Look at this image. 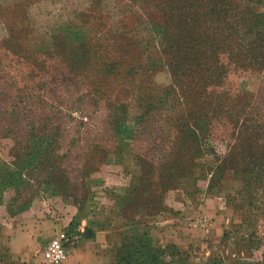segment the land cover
Wrapping results in <instances>:
<instances>
[{"label": "rangeland", "instance_id": "obj_1", "mask_svg": "<svg viewBox=\"0 0 264 264\" xmlns=\"http://www.w3.org/2000/svg\"><path fill=\"white\" fill-rule=\"evenodd\" d=\"M193 178L264 189V0H0V264H50L61 231L68 264ZM141 187L171 190L139 213Z\"/></svg>", "mask_w": 264, "mask_h": 264}, {"label": "crops", "instance_id": "obj_2", "mask_svg": "<svg viewBox=\"0 0 264 264\" xmlns=\"http://www.w3.org/2000/svg\"><path fill=\"white\" fill-rule=\"evenodd\" d=\"M187 183L171 192L169 207L158 216L142 213L129 227L97 219L88 223L86 227L95 233L90 239L94 243L80 241L72 248L68 264H116L118 242L146 232L152 247H174L190 255L189 264H264V190L236 184L220 196L200 186L198 178ZM16 241L13 238L10 245ZM215 253L219 261L212 260Z\"/></svg>", "mask_w": 264, "mask_h": 264}, {"label": "trees", "instance_id": "obj_3", "mask_svg": "<svg viewBox=\"0 0 264 264\" xmlns=\"http://www.w3.org/2000/svg\"><path fill=\"white\" fill-rule=\"evenodd\" d=\"M155 99L152 98V102L147 105L148 110H155L157 105H160L159 102L157 101H153ZM186 132L185 134H189L190 132H193L191 127L189 126H185L184 127ZM191 137H196L195 133H193L191 135ZM187 140V138H186ZM155 147L151 150H148L146 148H142L141 152L147 153L148 155H152V157L155 159ZM144 164L146 165H151L150 160L148 158H144ZM155 169V167H154ZM243 187V186H242ZM246 187H254V186H246ZM257 188V187H255ZM260 189V188H257ZM143 191V193L141 194L142 198H138L137 201L141 204V206L138 208H136L135 210L139 212V210H145L147 212L150 211L151 207H154L158 204L161 203L162 200V195L167 194L171 188H168L167 191L162 192L161 194H155L154 191H151V189L149 188H145V187H141V189ZM264 190V189H263ZM141 192V191H140ZM140 192L135 193L134 191L132 192L133 195L135 193V196L138 197V194ZM146 196V198H144V196ZM148 196H151L150 198H148ZM140 213V212H139ZM126 216V220L128 221H134L135 219L130 218V216H127L126 214L124 215ZM86 232H90L91 235L90 236H85V238L91 239L94 238L95 233L94 231H91L90 229H86ZM141 234L137 235L136 237H134L132 240L126 241L125 243H127V247H129L130 245V250L127 251V253L123 256H120V264H177L180 262L179 259H177L178 257L181 256V254L177 251H175L176 249L174 247H172V249L174 250V252L168 253L166 250H162V249H158V251H153V247L152 244L150 242V238L148 237V235H146L145 233L142 235L144 237H146V241L148 242L147 244L144 243L142 244L141 247H135L133 244L135 241H137V237H140ZM170 258L172 260H170ZM176 259V260H175Z\"/></svg>", "mask_w": 264, "mask_h": 264}, {"label": "built area", "instance_id": "obj_4", "mask_svg": "<svg viewBox=\"0 0 264 264\" xmlns=\"http://www.w3.org/2000/svg\"><path fill=\"white\" fill-rule=\"evenodd\" d=\"M68 233L61 231L47 245L43 259L50 264H62L68 257Z\"/></svg>", "mask_w": 264, "mask_h": 264}]
</instances>
